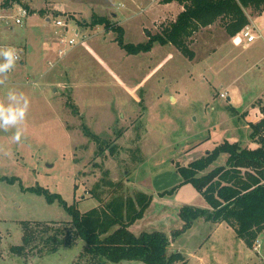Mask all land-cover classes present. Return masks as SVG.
Here are the masks:
<instances>
[{"label": "rangeland", "instance_id": "1", "mask_svg": "<svg viewBox=\"0 0 264 264\" xmlns=\"http://www.w3.org/2000/svg\"><path fill=\"white\" fill-rule=\"evenodd\" d=\"M12 1L13 10L4 14H17L22 5L30 15L23 25L0 20V43L21 53L15 72L0 85V102L8 103L13 90L29 105L19 143L12 139L15 128L0 131V264H88L79 257L82 241L43 256L30 251L27 259L11 248L22 243L23 221L65 223L72 219L66 207L86 212L100 204L94 192L109 200V181L122 183L127 195H154L132 230L165 233L170 252L181 254L173 264H264L261 244L249 248L226 222L199 218L175 236L185 225L182 207L210 209L194 185H181L177 165L226 141L258 147L249 124L264 117V14L253 18L263 37L246 48L227 34L222 19L199 28L187 39L190 58L159 43L128 54L118 32L93 24L107 19L124 29L125 44L145 43L177 19L183 9L178 2ZM58 18L67 21L70 37L86 41L49 69L66 30L55 25ZM227 158L220 154L208 170Z\"/></svg>", "mask_w": 264, "mask_h": 264}, {"label": "trees", "instance_id": "2", "mask_svg": "<svg viewBox=\"0 0 264 264\" xmlns=\"http://www.w3.org/2000/svg\"><path fill=\"white\" fill-rule=\"evenodd\" d=\"M12 2L5 0L2 7L11 6ZM172 2L183 7L177 19L162 34L151 36L145 43L125 44L124 29L107 19L94 18L93 24L105 25L107 29L118 32L117 41L128 54L149 52L159 43L173 44L193 58L187 39L199 28L222 19L227 34L235 37L250 23L248 9L264 12V0H163L164 4ZM249 127L250 138L258 144L257 148L226 141L187 165H177L181 185H194L208 201L210 209L182 207L180 216L185 225L175 236L191 228L197 219L205 218L231 225L251 249L257 243L259 235L264 232V117L250 123ZM222 153L228 154L226 164L208 170ZM106 186L113 188L111 198L104 201L99 193L94 192L100 199L97 207L86 212H81L74 205L66 207L72 217L68 222L23 221L22 243L13 246L11 252L25 257L30 251H36L33 256H43L56 253L61 248H72L82 241L84 245L79 257L86 258L88 264H117L122 261L173 264L181 258L180 253L170 252L171 240L165 233H136L132 230V226L144 218L152 204V195L142 191L127 195L120 182L109 181ZM175 189L169 192L173 193ZM36 191L41 192V189Z\"/></svg>", "mask_w": 264, "mask_h": 264}, {"label": "clouds", "instance_id": "3", "mask_svg": "<svg viewBox=\"0 0 264 264\" xmlns=\"http://www.w3.org/2000/svg\"><path fill=\"white\" fill-rule=\"evenodd\" d=\"M19 59L20 55L15 48L0 49V60H2L0 62V85L5 84L7 74L16 66ZM6 99L8 103L0 102V131L7 132L11 128H15L12 139L19 143L23 134L19 125L26 118L29 101L23 93L13 90L8 91ZM8 154L5 153V155Z\"/></svg>", "mask_w": 264, "mask_h": 264}, {"label": "built area", "instance_id": "4", "mask_svg": "<svg viewBox=\"0 0 264 264\" xmlns=\"http://www.w3.org/2000/svg\"><path fill=\"white\" fill-rule=\"evenodd\" d=\"M13 6H14V4L11 6H8V7H2V6L0 7V20H1V22L4 23L6 26H11L12 24L23 25L24 19L30 15V10L21 5L20 7H18L17 14H14V15L4 14V11L13 10ZM55 25L57 27H63L66 30H64V32H60V34H59L60 39L58 41V49H57L56 57L54 58V60H49L47 62L49 65V69L56 67V65L61 60H63L71 50L76 48L79 44H84L86 41L85 39H82V41L79 43V42H77L76 38L70 37L68 35V32H67L68 23H67V21H64V20L58 18L55 20ZM254 29H255V27L247 25L237 35V38L235 39V41L238 42L239 44H241V43L245 44V46L253 43L257 39V35L254 33ZM76 33L79 34L78 31H76ZM9 47H12V46L8 45V44L5 45V44L0 43V49H6ZM15 49L17 50V52L20 55V59H19V61H20L21 60L20 49H18V48H15ZM19 61L17 62V64L19 63ZM0 62H2V60H0ZM17 64H16V66H17ZM16 66L7 74V76H9L15 72ZM221 97L226 98L227 93H222ZM259 245H260V242L257 241V246H259ZM257 246H255V247L257 248Z\"/></svg>", "mask_w": 264, "mask_h": 264}, {"label": "crops", "instance_id": "5", "mask_svg": "<svg viewBox=\"0 0 264 264\" xmlns=\"http://www.w3.org/2000/svg\"><path fill=\"white\" fill-rule=\"evenodd\" d=\"M248 10H249V9H248ZM250 11L253 12V10H250ZM253 13H254V15L251 14V13H250V14L247 13V14H248V17H249V20H250L249 25L252 26V27H255L254 32H255L256 30L258 31V34H257V39H258V38L263 37V36H262V33L256 28V25H255L254 22H253V18L258 17V16H261L262 14H264V12H262V13L253 12ZM257 39H256V40H257ZM256 40H255V41H256ZM255 41H254V42H255ZM254 42H253V43H254ZM242 45H244V48H246L247 46H249V44H248L247 46H245V44H242ZM175 100H176V99H175ZM259 121H260V120H259ZM227 159H228V158H227ZM178 175H179V174H178ZM179 178H180V180H182L181 177H180V175H179ZM152 197H153V201H152V203H154V195H152ZM261 234H264V232L261 233ZM261 234H260V235H261ZM260 235H259V236H260ZM258 239H260V237H258ZM259 242H261V243H260L261 245L259 246L261 250H260V252H258V253L261 254V255H260V259H262V261L264 262V235L262 236V239H261V241H259Z\"/></svg>", "mask_w": 264, "mask_h": 264}]
</instances>
